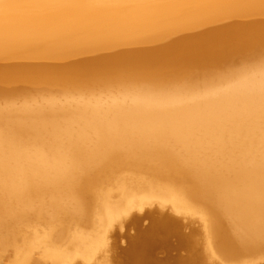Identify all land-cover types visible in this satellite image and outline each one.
I'll return each mask as SVG.
<instances>
[{"label":"bare ground","instance_id":"1","mask_svg":"<svg viewBox=\"0 0 264 264\" xmlns=\"http://www.w3.org/2000/svg\"><path fill=\"white\" fill-rule=\"evenodd\" d=\"M128 217L124 264H264V0H0V264Z\"/></svg>","mask_w":264,"mask_h":264},{"label":"rangeland","instance_id":"2","mask_svg":"<svg viewBox=\"0 0 264 264\" xmlns=\"http://www.w3.org/2000/svg\"><path fill=\"white\" fill-rule=\"evenodd\" d=\"M149 210H153V208H151V209H149ZM128 220H129V217L127 218V219H125V221H123L122 222V224L121 225H115V227L112 229V234L114 233L115 234V237H114V240L112 239L111 241H112V243H114L115 242V247H116V251L113 249L112 251H111V253H110V255H112V258H114V257H117L116 259L118 260V261H116L118 264H121L120 263V261L122 262V261H125L126 259H125V256L124 255H122V250L125 248V245L127 246V243H128V240H127V238L129 237V236H134L135 235V231H136V227L135 226H132V225H130L129 223H128ZM190 220H185V221H183V223H182V225L184 226L183 227V229L184 230H182V231H184V233L185 234H189V233H187V231L188 232H190L189 230H191V232H192V234H194V235H197L198 233H199V226H198V228L199 229H197L196 227H197V223H194V222H189ZM147 224H148V222L146 221V222H141V224L139 225L140 227H145V226H147ZM193 228V229H192ZM198 232H197V231ZM190 232V233H191ZM117 249H121V250H117ZM120 251V252H119ZM174 252V251H173ZM176 252V251H175ZM175 252L173 253V254H175ZM182 253V255H185L184 253L185 252H181ZM180 253V254H181ZM120 254V255H119ZM172 254V253H171ZM159 256H157L158 258H162L163 256H164V254L163 253H159L158 254ZM161 255V256H160ZM172 256V258H173V255H171ZM175 256V255H174ZM177 256V255H176ZM123 257H124V259H123ZM178 257H180V256H178ZM169 258V261H168V259L167 258H164V262H166V261H168V262H166V263H169V262H171V260H173V259H171L170 260V257H168ZM175 258V257H174ZM167 259V260H166ZM161 261H163L162 259H160ZM116 262H114V264H116ZM122 264H124V262H122ZM251 264H257V263H251ZM259 264V263H258ZM260 264H262V263H260Z\"/></svg>","mask_w":264,"mask_h":264}]
</instances>
